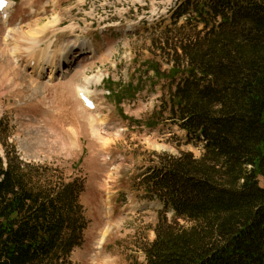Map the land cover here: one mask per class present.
I'll list each match as a JSON object with an SVG mask.
<instances>
[{"label": "trees", "instance_id": "obj_1", "mask_svg": "<svg viewBox=\"0 0 264 264\" xmlns=\"http://www.w3.org/2000/svg\"><path fill=\"white\" fill-rule=\"evenodd\" d=\"M171 20L165 111L202 153L158 155L134 178L163 208L145 264H264V0H181ZM0 144V264H73L84 182Z\"/></svg>", "mask_w": 264, "mask_h": 264}, {"label": "rangeland", "instance_id": "obj_2", "mask_svg": "<svg viewBox=\"0 0 264 264\" xmlns=\"http://www.w3.org/2000/svg\"><path fill=\"white\" fill-rule=\"evenodd\" d=\"M8 1V19L0 18V136L23 161L84 182L86 226L73 264H145L142 248L163 208L134 178L158 155L202 153V142L165 111L172 60L165 41L178 32L164 25L181 0ZM29 57L41 59V79ZM84 87L94 112L77 99Z\"/></svg>", "mask_w": 264, "mask_h": 264}, {"label": "bare ground", "instance_id": "obj_3", "mask_svg": "<svg viewBox=\"0 0 264 264\" xmlns=\"http://www.w3.org/2000/svg\"><path fill=\"white\" fill-rule=\"evenodd\" d=\"M8 9H10V3L6 6V8L3 10L2 13L6 15ZM30 58H33V57H29V59H30ZM63 58H64V60H65L64 63H67L66 60H68V54L64 53V54H63ZM37 63H38V62H37ZM37 63H34V67H35V65H36ZM27 64L29 65V61L27 62ZM54 66H55L54 61H52V62H51V67H52V69H51V71H50L48 77L46 76L49 80H51V79H53V78L55 77V75L53 74ZM34 67H33V68H34ZM43 70H44V69L42 68L41 71L39 70L40 72H39V71H38V72L41 74V72H43ZM88 81H89V80H88ZM88 81H87V82H88ZM79 92H80V93L82 92L83 94L88 95L87 88H85V87H84V88H78L77 93L79 94ZM90 111H91V110H90ZM94 111H95V108H94L93 112H94ZM107 157H108V156H107ZM107 157H106V160H107V161H110L111 158H107ZM104 239H106V234H105V232L103 233V235H102V239H101L100 243L98 244V249H100L101 246H102V244H104V242H103ZM101 249H102V248H101Z\"/></svg>", "mask_w": 264, "mask_h": 264}]
</instances>
